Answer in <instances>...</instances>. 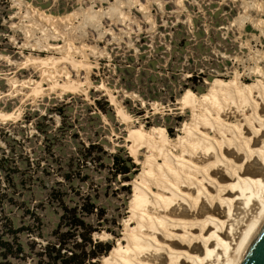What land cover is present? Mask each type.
Here are the masks:
<instances>
[{
  "label": "rangeland",
  "instance_id": "rangeland-1",
  "mask_svg": "<svg viewBox=\"0 0 264 264\" xmlns=\"http://www.w3.org/2000/svg\"><path fill=\"white\" fill-rule=\"evenodd\" d=\"M33 9L55 20L37 18ZM207 45L214 58L204 61L200 55L207 52ZM231 47L233 52L228 53ZM226 51L228 57L217 61L215 54L225 56ZM29 59H48L50 64L37 66ZM125 63L129 65L123 67ZM196 67L207 75L213 73L198 86L189 81ZM216 72L223 75L215 77ZM235 79L244 85L264 83V0H0V112L12 114L0 118V126L24 121L26 115L37 112L43 115L48 108L65 103L67 113L84 125L80 135L85 141L99 140L110 153L122 148L138 165L125 183L131 187L128 197L116 192L121 185L106 183L107 171L90 172L94 189L99 187L101 193L100 205L107 208L109 219L117 221L112 226L116 236L102 230L94 239L113 242V247L124 238L135 182L149 153L145 144L132 152L131 133L156 129L171 141L181 138L183 128L193 121V110L182 105V96L201 97L213 82ZM68 81L78 87L63 91ZM37 82L43 94L32 93ZM53 83L58 84L52 88ZM251 96L256 98L257 93ZM96 100L108 103L104 105L108 114L96 110ZM202 114L197 112L199 117ZM55 120L59 124V118ZM27 130L35 131L31 124ZM45 195L46 190L40 189L21 200L38 207ZM42 216L43 238L20 234L23 244L31 239L45 244L50 238L58 216L53 208ZM5 218L16 228L30 224L23 211L6 206L0 212V231ZM89 221L95 223V219Z\"/></svg>",
  "mask_w": 264,
  "mask_h": 264
},
{
  "label": "bare ground",
  "instance_id": "bare-ground-1",
  "mask_svg": "<svg viewBox=\"0 0 264 264\" xmlns=\"http://www.w3.org/2000/svg\"><path fill=\"white\" fill-rule=\"evenodd\" d=\"M63 86L78 87L70 81ZM32 93H44L40 82ZM180 101L193 110L181 138L171 141L156 129L131 133L132 152L145 144L149 153L135 182L124 238L103 264H240L264 223V83L216 81L207 94L185 93ZM11 116L0 112L2 119Z\"/></svg>",
  "mask_w": 264,
  "mask_h": 264
},
{
  "label": "trees",
  "instance_id": "trees-1",
  "mask_svg": "<svg viewBox=\"0 0 264 264\" xmlns=\"http://www.w3.org/2000/svg\"><path fill=\"white\" fill-rule=\"evenodd\" d=\"M189 81L196 86L202 82L196 76ZM196 86L191 88L197 91ZM171 100L175 101L173 95ZM104 105L108 103L95 101L96 110L108 114ZM68 108L62 103L43 115L37 112L26 115L24 121L0 126V212L6 206L19 209L30 223L16 228L11 219H4L0 264H100L113 248V242L94 239L102 230L116 236L112 226L117 221L109 219L107 208L100 205L101 193L99 187L94 189L90 172L107 171L106 183L121 185L116 192L128 197L131 187L125 183L131 181L138 165L122 148L110 153L99 140L85 141L80 135L84 125L67 113ZM30 124L34 133L27 130ZM40 189L46 190V195L38 207L31 208L21 200ZM47 208H53L58 216L50 238L45 244L35 239L23 244L20 234L43 238L42 212Z\"/></svg>",
  "mask_w": 264,
  "mask_h": 264
},
{
  "label": "water",
  "instance_id": "water-1",
  "mask_svg": "<svg viewBox=\"0 0 264 264\" xmlns=\"http://www.w3.org/2000/svg\"><path fill=\"white\" fill-rule=\"evenodd\" d=\"M240 264H264V223L252 241Z\"/></svg>",
  "mask_w": 264,
  "mask_h": 264
},
{
  "label": "built area",
  "instance_id": "built-area-1",
  "mask_svg": "<svg viewBox=\"0 0 264 264\" xmlns=\"http://www.w3.org/2000/svg\"><path fill=\"white\" fill-rule=\"evenodd\" d=\"M218 4H221V2H217ZM192 23H190V25H191ZM191 27H192V30L191 31H193V25H191ZM190 27V28H191ZM226 37V36H225ZM223 38V37H222ZM227 38V37H226ZM207 39H205V41H206ZM223 40H226V39H224L223 38ZM207 43H208V41H207ZM218 44H220V45H223L222 44V42H219ZM206 45V44H205ZM171 50V49H170ZM169 50V51H170ZM231 52H233V47H231L230 48V50H229V52L228 53H231ZM211 54H214V52H213V50L211 51V53H210V48L208 47V45H207V52L205 53V54H202V55H200V58H202V60H204V61H208L209 60V58H214V56L213 55H211ZM224 55L225 56H223L222 54L221 55H218V54H215V58H216V60L217 61H222L224 58H227L228 57V54H227V51L226 52H224ZM220 56V57H219ZM199 58V57H198ZM199 68H197L196 67V69L195 70H191L190 71V78H192L193 76H196L198 79H201V80H204V79H207V78H210V77H212V76H210V75H213V73H209L210 75H207V73L206 72H203L202 70H198ZM215 77H218V76H222L223 75V73L222 74H220V73H218V72H216L215 73Z\"/></svg>",
  "mask_w": 264,
  "mask_h": 264
}]
</instances>
